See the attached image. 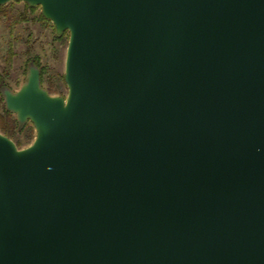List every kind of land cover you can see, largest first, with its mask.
Listing matches in <instances>:
<instances>
[{"label": "water", "instance_id": "95a60500", "mask_svg": "<svg viewBox=\"0 0 264 264\" xmlns=\"http://www.w3.org/2000/svg\"><path fill=\"white\" fill-rule=\"evenodd\" d=\"M21 1L68 90L4 91L0 264H264V0Z\"/></svg>", "mask_w": 264, "mask_h": 264}, {"label": "trees", "instance_id": "16d2710c", "mask_svg": "<svg viewBox=\"0 0 264 264\" xmlns=\"http://www.w3.org/2000/svg\"><path fill=\"white\" fill-rule=\"evenodd\" d=\"M39 8L21 0L0 4V24L6 29V33L0 34V130L19 147L32 142L35 127L32 122L20 126L16 115L6 107L3 88L20 86L33 64L40 68L41 83L51 93L66 94L68 90L64 49L68 45L69 31L57 34L53 22L42 12H36ZM41 37L48 38L47 45Z\"/></svg>", "mask_w": 264, "mask_h": 264}, {"label": "rangeland", "instance_id": "374dc122", "mask_svg": "<svg viewBox=\"0 0 264 264\" xmlns=\"http://www.w3.org/2000/svg\"><path fill=\"white\" fill-rule=\"evenodd\" d=\"M22 4V3H21ZM37 13H39V12H41V8H39L37 11H36ZM55 28V27H54ZM51 30V29H50ZM4 34V33H6V29H4V27H3V23H1L0 24V34ZM46 39V40H45ZM47 37L45 38V37H41L40 38V40H42L43 42H46L45 44L47 45ZM1 43V42H0ZM40 50L38 49V52H39ZM65 57H66V47H65V49H64V64H65Z\"/></svg>", "mask_w": 264, "mask_h": 264}, {"label": "flooded vegetation", "instance_id": "af4514ba", "mask_svg": "<svg viewBox=\"0 0 264 264\" xmlns=\"http://www.w3.org/2000/svg\"><path fill=\"white\" fill-rule=\"evenodd\" d=\"M33 64H30V66H29V68L32 66ZM29 68H28V71H29ZM27 74H28V72H27ZM27 74H26V77H27ZM26 77H25V80H26ZM24 80V81H25ZM22 84V83H21ZM17 88H19V86L18 87H16V88H10V89H12V90H16ZM5 89H7V88H3V90H2V93H3V96H4V102H5V95H4V91H5ZM5 104H6V102H5ZM7 107V106H6ZM15 114V113H14ZM18 119V118H17ZM27 122H31L30 120H28V121H26V122H24V123H21L20 122V126H24Z\"/></svg>", "mask_w": 264, "mask_h": 264}]
</instances>
